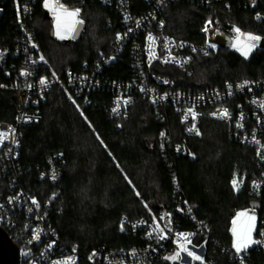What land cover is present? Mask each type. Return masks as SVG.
Here are the masks:
<instances>
[{
  "label": "trees",
  "instance_id": "16d2710c",
  "mask_svg": "<svg viewBox=\"0 0 264 264\" xmlns=\"http://www.w3.org/2000/svg\"><path fill=\"white\" fill-rule=\"evenodd\" d=\"M12 1L0 3L7 9L0 24L3 47L19 33ZM29 1L33 11L28 29L40 44L49 77L63 79L67 70L80 72L85 65L94 68L100 53L110 51L120 29L115 10L98 0H84L86 31L76 41L62 45L51 37L52 25L45 18L41 0ZM204 1L207 3L203 5L186 0L170 2L161 15L165 33L176 39L201 41L199 31L204 22L217 18L224 27L236 26L244 33L264 37V0ZM133 3L140 12L148 6ZM131 64L130 55L125 53L103 69L101 78L125 82L133 74ZM156 70L178 89L203 92L220 88L227 81L264 80V50L245 59L219 49L209 55H196L189 70L161 66ZM67 94L65 85L53 87L40 101V120L20 129L21 148L13 168L3 175L4 164L0 163V192L6 193L9 182L17 178L19 187L31 196L41 202L50 201L49 224L53 232L64 247L76 249L84 257L98 250L144 246L140 234L132 231L131 222L151 220L161 211L171 210L181 196L211 232L212 240L207 241L211 259L204 264H234L224 249H235L232 221L237 213L247 211L255 215V231L260 229L264 199H256L248 187L242 192L233 189L237 171L247 173L246 184L256 169L252 149L230 138V125L203 118L200 134L188 136L179 116L168 110L167 122L174 141L191 150L194 157L163 154L159 138L165 127L164 114L157 108L137 99L127 118L114 120L108 113L114 96L109 88L90 93L88 105L82 100L70 102ZM14 117L13 95L0 93V123H12ZM54 156L61 157L62 176L51 184L40 179V172ZM123 217L127 222L122 221ZM189 225L183 223L181 227L188 229ZM12 239L22 246L19 239ZM245 261L264 264V252L254 248Z\"/></svg>",
  "mask_w": 264,
  "mask_h": 264
},
{
  "label": "built area",
  "instance_id": "2783aa9c",
  "mask_svg": "<svg viewBox=\"0 0 264 264\" xmlns=\"http://www.w3.org/2000/svg\"><path fill=\"white\" fill-rule=\"evenodd\" d=\"M6 0H0V3ZM102 5L110 6L119 15L120 29L116 32L108 53H100L94 68L84 66L80 72L67 70L65 77H49L45 73V60L39 42L28 29V19L33 8L29 0H13L11 9L17 20L18 35L11 44L0 45V93L12 94L14 97L15 117L12 123H0V133L6 134L0 140V163H3V175L9 173L19 156L21 148L20 129L37 123L41 118L40 101L44 95L58 84H63L67 90L68 100L76 103L82 100L88 105L89 94L93 91L109 88L114 94L108 109L109 117L120 120L129 116V111L137 99L150 104L164 114V129L160 132V150L163 154H182L190 158L194 153L182 144L174 141L167 111L172 110L179 116L184 133L188 136L200 134L199 124L203 118H211L230 125V138L237 143L249 147L253 151L252 161L256 172L249 183L245 184L247 173L236 172L234 179L240 184L235 192H242L248 187L256 199H264V80L227 81L220 88L203 92H191L178 89L170 78L162 77L157 67H173L179 70H189L196 55H209L217 52L220 46L216 43L218 35L230 38L229 51L241 54L232 47L236 26L224 27L217 18L207 19L199 34L201 41L176 39L165 33V21L161 18L163 9L175 0H98ZM133 1L148 5L141 11L134 6ZM199 5L206 4L204 0H186ZM84 0H59L69 10L80 9L78 19L83 20L69 38L60 39L56 35V20L53 13L46 8L45 0H41L42 8L48 14L54 37L57 41H76L86 31L87 18L84 15L82 3ZM6 7L0 5V24L6 15ZM127 18V19H126ZM208 31L205 32L206 25ZM111 25V24H109ZM241 33H244L240 29ZM121 39H117V36ZM154 38V43L149 40ZM261 37V40L264 38ZM260 43V42H259ZM214 45V47H213ZM258 46L245 59H248ZM125 53L132 61L133 74L125 82L107 81L102 79L103 69L116 62ZM44 80L45 83H41ZM247 81V84L245 82ZM243 85V87H241ZM231 86V87H229ZM125 101L127 103H125ZM118 110L113 112L114 108ZM189 109L196 113L193 120L187 115ZM227 109L228 116L221 117L220 112ZM195 124V129H189ZM161 133H164L162 136ZM170 151V152H169ZM63 162L61 157L54 156L46 162L40 172V179L51 184L57 183L62 176ZM8 191L0 192V226L11 238L21 242L22 264H55L71 258L72 264H156L158 261L177 264H204L210 260L207 241L212 240L211 232L197 218L194 207L187 199L178 196L171 210L161 211L151 220L139 219L131 222V229L139 233L145 244L139 248L122 250H98L84 257L76 249L64 247L49 224L50 201L41 202L19 187L18 179L9 182ZM177 190L180 192L179 187ZM33 200L37 204H33ZM31 209V211H30ZM253 210V209H249ZM255 211V210H254ZM163 217V219H161ZM127 222V218H122ZM189 223L191 228L183 229L182 223ZM164 229L163 232L156 230ZM39 233L40 239L34 240ZM264 220L262 227L255 231V240L262 241L252 247L237 253L235 249L224 247L231 255L234 264H246V258L252 249L264 252ZM152 234L151 236L149 234ZM179 233L192 234L190 243L182 239L179 243L201 259H194L186 252H180L177 260L165 259L179 251ZM163 236L164 239H160ZM51 245V247H49ZM212 262V260H211Z\"/></svg>",
  "mask_w": 264,
  "mask_h": 264
},
{
  "label": "snow or ice",
  "instance_id": "6c2138e0",
  "mask_svg": "<svg viewBox=\"0 0 264 264\" xmlns=\"http://www.w3.org/2000/svg\"><path fill=\"white\" fill-rule=\"evenodd\" d=\"M46 8H48L54 15L55 20H56V35L60 39H66L69 38L72 32L76 30L77 25H82L83 20L78 19L79 14H80V9H74V10H69L66 8L64 5L59 3V0H45V5ZM127 19V18H126ZM211 24V21H209V24L205 26L204 31H208V27ZM234 32L236 33V37L234 39V42L232 44V47L235 48L237 51L241 53L242 56L247 58L249 54L258 46L259 42L261 41V37L253 35L251 33H241L239 28H234ZM117 39H121V37L118 35ZM149 40L154 43V38L149 36ZM214 47V45H213ZM41 83H45L44 80H41ZM247 84V81L245 82ZM231 87V86H229ZM243 87V85L241 86ZM125 103H127L125 101ZM119 103H117V108L113 109V112H116L118 110ZM187 115H191L193 120L196 118V113H194L191 109H189ZM221 117H226L228 116V111L227 109H224L223 111L220 112ZM190 132L196 131L197 134L198 130L195 129V124H193V127L189 129ZM6 134L0 133V140L3 139V137ZM163 136L164 133H161ZM232 185L234 189H239L240 184L237 182L236 179H233ZM139 195V193H137ZM33 204H37L35 200L32 201ZM39 205L37 204V207ZM31 211V209H30ZM241 217L246 218V220L241 221ZM163 219V217L161 218ZM233 227H232V234L234 237V242H233V247L235 248V251L237 253H240L243 250H246L248 247H250L253 244H260L262 241L259 240H254L252 238V233L255 230V215L254 214H249L247 211L245 212H239L236 215V218L233 219L232 221ZM156 230L163 232L164 229L159 228L157 225ZM262 236H264V232L260 233ZM150 236L152 235L151 233L149 234ZM178 235V247L179 251L175 253V255L171 257H166L165 259H170V260H177L180 258V252H186L189 256H193L194 259H201L199 256H194L192 252H190L185 246L184 243H179V240H183L184 242L190 243V236L192 234L188 233H179ZM34 240H39L40 236L39 233L37 232L36 235L33 237ZM160 239H164L163 236L160 237ZM51 247V245H49ZM55 264H72L71 258L65 261H59L55 262Z\"/></svg>",
  "mask_w": 264,
  "mask_h": 264
},
{
  "label": "water",
  "instance_id": "95a60500",
  "mask_svg": "<svg viewBox=\"0 0 264 264\" xmlns=\"http://www.w3.org/2000/svg\"><path fill=\"white\" fill-rule=\"evenodd\" d=\"M48 19V14L45 13ZM51 37L55 39L53 30ZM216 43L223 50H228L231 40L223 35H218ZM62 45H69L70 41L61 42ZM259 49L264 50V38L259 43ZM0 264H22V252L20 247L13 241L8 232L0 226Z\"/></svg>",
  "mask_w": 264,
  "mask_h": 264
},
{
  "label": "rangeland",
  "instance_id": "374dc122",
  "mask_svg": "<svg viewBox=\"0 0 264 264\" xmlns=\"http://www.w3.org/2000/svg\"><path fill=\"white\" fill-rule=\"evenodd\" d=\"M257 36V35H256ZM257 50H259V49H257ZM256 50V51H257ZM253 52V51H252ZM238 55H240L242 58H244L241 54H238ZM255 231V230H254ZM254 231H253V233H252V235L254 234Z\"/></svg>",
  "mask_w": 264,
  "mask_h": 264
}]
</instances>
